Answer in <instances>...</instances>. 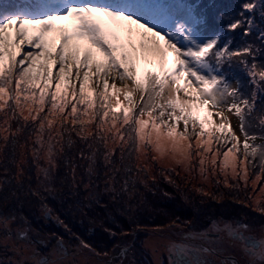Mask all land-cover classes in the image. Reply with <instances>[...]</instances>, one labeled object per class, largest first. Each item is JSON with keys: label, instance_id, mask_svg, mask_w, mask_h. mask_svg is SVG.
Here are the masks:
<instances>
[{"label": "snow or ice", "instance_id": "6c2138e0", "mask_svg": "<svg viewBox=\"0 0 264 264\" xmlns=\"http://www.w3.org/2000/svg\"><path fill=\"white\" fill-rule=\"evenodd\" d=\"M66 19L76 21L71 29L57 26ZM228 114L238 118L242 143ZM258 139L264 0H0V264H59L26 256L34 243L27 226L4 209L20 195H51L61 164L71 188L83 182L76 175L86 162L89 183L119 199L155 180V163L187 168L194 144L205 180L208 153L213 175L221 155L225 175L246 179L257 158L264 172ZM211 230L239 246L242 264H264V237L245 236L248 225L220 221ZM181 235L167 245L168 264H213L206 234Z\"/></svg>", "mask_w": 264, "mask_h": 264}, {"label": "trees", "instance_id": "16d2710c", "mask_svg": "<svg viewBox=\"0 0 264 264\" xmlns=\"http://www.w3.org/2000/svg\"><path fill=\"white\" fill-rule=\"evenodd\" d=\"M242 2L243 0H225L229 7H238ZM73 137L76 139L74 133ZM240 155L242 157V154ZM77 163L81 161L78 160ZM254 163L257 167L249 166L251 174L261 171L258 158ZM86 168V162L83 167L78 168L76 180L83 182L71 188L73 178L70 168H65L63 164L58 167L52 184L57 194L54 195L63 198H59L63 201L61 207L53 200H45L41 191L39 196L20 195L19 199L14 200L4 211L14 212L19 224L30 226L41 234L45 231L52 233L57 240L56 245L62 244V241H69L80 246L81 241H84L98 256L108 254L112 242L120 238L118 235L127 236L132 232V228L137 231L142 228L153 229L184 223L198 227L203 219L219 216L233 217L238 222L248 225L259 223L264 225L262 216L253 215L252 211H248L240 202H215L199 196L204 194H197L188 183L184 185V175L169 173L174 178L173 187L166 184L162 178L154 182L149 180L148 186L137 184V190L131 197L123 194L119 199H113L112 193L103 190L105 185L99 182L89 183ZM30 175L33 177L32 185L35 187L34 170ZM102 178L93 176L92 180L98 181ZM86 184L89 185L88 188H85ZM224 190L216 188L207 195H231ZM129 191H132L131 186ZM64 198L69 205L67 208L64 206ZM43 202H46L50 210L51 224L48 223V227L38 219Z\"/></svg>", "mask_w": 264, "mask_h": 264}, {"label": "rangeland", "instance_id": "374dc122", "mask_svg": "<svg viewBox=\"0 0 264 264\" xmlns=\"http://www.w3.org/2000/svg\"><path fill=\"white\" fill-rule=\"evenodd\" d=\"M76 21L72 19H66V20H61L57 21V26H63L66 28L71 29L75 25ZM235 40L237 42V45L242 42V38L239 35L235 36ZM114 103V102H113ZM229 118L231 120L233 128L236 130L237 136L240 138L241 143L243 142V136L239 132V121L238 118L235 117L232 114H228ZM221 121L217 118L216 123L219 124ZM199 129H197L198 131ZM190 131H191V126H190ZM214 136L219 135V133L215 132L213 129ZM264 141L257 140L255 141L256 144L263 143ZM251 143V142H250ZM231 145H227L223 148H221V153L227 149V147H230ZM220 147L218 144H213L212 148L213 151L216 150V148ZM193 159L189 162V166L187 168L184 167V165H175L173 164L171 167L169 166V162L166 160L163 166L159 163H155V175L156 179L151 180L152 182L160 180H164L166 184L169 186H172L173 179L172 176L169 173L172 174H179L184 175V185L186 183L190 184V188L195 190L197 194L201 193L204 195H199L203 198L210 199L215 202H222V201H227L231 203H237L240 202L242 205H245L246 208H248V211H252L253 215H260L263 217L264 220V172L259 171L258 173H253L251 174L248 172V176L246 179H241L240 176H233L231 169L227 170V174H223L220 172L219 169V161L223 158L222 155L217 157V166L215 170V174L213 175V166L211 164V153H208V159L205 162L204 167L206 168L207 176L208 179L205 180L203 179L201 173H200V168L201 165L199 163L200 157L195 155V144L193 145ZM242 154V149L241 153ZM242 158V157H241ZM237 172H240V165L239 161H237ZM243 175V173H241ZM257 176H259V179H257ZM53 180H51V195L48 194V192L43 191L44 193V199H50L55 201L60 207L63 204L62 200H59L60 196H56L57 194L54 191L53 188ZM149 183V180H148ZM178 186H183V185H178ZM216 188H220L222 190L223 188L225 189L224 191H228L229 194L231 195H205V193H211L216 190ZM56 194V195H54ZM197 196V195H195ZM198 197V196H197ZM63 199V198H60ZM65 199V198H64ZM65 208H67L69 205L65 199L64 202ZM40 214L38 219L45 224L46 227L49 226L50 223V210L49 207H47L46 202L41 203V209L39 210ZM49 214V218H46L45 215ZM37 219V220H38ZM259 219V217H258ZM262 219V218H261ZM206 221H210L212 224L214 222L219 223L220 221H228L231 223H239V224H244L241 222H238L235 218L233 217H215V218H205L203 219V222L201 225H198L196 227L195 225L194 228L189 224V223H184V224H178V227L181 228L182 233H195L196 231L201 230ZM35 222H37L35 220ZM49 223V224H48ZM248 225V224H246ZM27 226V225H26ZM201 226V227H200ZM30 227V226H29ZM27 226V230L29 233V236L31 237L32 241H34L32 247L25 252L24 254L26 256H33L35 254V251L37 249V246H48L54 244V251L52 250L50 252L51 258L49 259L50 261L56 260L59 262V264H103L105 260L108 258L107 254L99 255L92 250L82 248L81 246L78 245H73L72 243L68 242H63L62 245L63 248L69 253L67 258L63 257L62 255L58 254L56 246L57 240L55 239L54 235L52 233H49L45 231L44 233H40L38 230L36 231L35 229H31ZM133 229V228H132ZM135 231V229H133ZM204 232H209L212 233L211 227L204 229ZM254 233L258 238H261L264 236V225L255 224V225H248V230ZM146 233V238H145V244L148 246V248L153 250L157 245L158 242L165 241V240H175L176 236V224L175 225H170V226H163L161 228H153L149 229ZM181 233V234H182ZM131 236V234H129ZM128 235V236H129ZM160 235V236H159ZM60 239V238H59ZM228 239L224 234H219L218 239H213V244L218 245L222 240ZM56 240V242H55ZM55 242V243H53ZM59 242V241H58ZM105 257V258H104Z\"/></svg>", "mask_w": 264, "mask_h": 264}, {"label": "flooded vegetation", "instance_id": "af4514ba", "mask_svg": "<svg viewBox=\"0 0 264 264\" xmlns=\"http://www.w3.org/2000/svg\"><path fill=\"white\" fill-rule=\"evenodd\" d=\"M212 223L206 221L201 227L202 229L191 234H206L208 236L207 241L204 242L205 246L208 244L213 246V254L208 258L213 261V264H221V262L228 260H235L237 264H242L245 257L241 254L239 246L235 244L232 240L226 239L222 240L220 244L214 245L213 239H218L219 235L216 237L209 236V232H204V229L210 228ZM161 228V227H158ZM149 229H140L132 232L129 235H118L120 238L112 242L110 252L107 254L108 258L103 262V264H168L169 255L166 251L167 245L172 240H165L158 242V245L151 250L145 244L146 233ZM182 229L176 224V236L175 240L179 241L182 239ZM245 236H252L256 239L258 238L251 231H245ZM160 236V235H159ZM264 237V236H263ZM262 238V237H261ZM190 244H201V241H185ZM123 249H128L127 255L121 259L120 253ZM54 251V244L48 246H37L34 256L37 259H41L47 256L51 258L50 252ZM105 258V257H104Z\"/></svg>", "mask_w": 264, "mask_h": 264}, {"label": "water", "instance_id": "95a60500", "mask_svg": "<svg viewBox=\"0 0 264 264\" xmlns=\"http://www.w3.org/2000/svg\"><path fill=\"white\" fill-rule=\"evenodd\" d=\"M45 217H46V218H49V214H46ZM209 236L216 237V236H218V235H217V234H209Z\"/></svg>", "mask_w": 264, "mask_h": 264}]
</instances>
